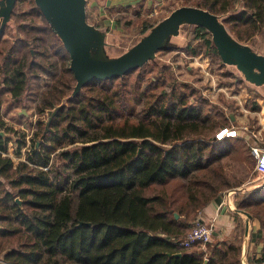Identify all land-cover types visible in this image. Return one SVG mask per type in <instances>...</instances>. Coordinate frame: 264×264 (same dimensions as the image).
Masks as SVG:
<instances>
[{
    "label": "trees",
    "instance_id": "1",
    "mask_svg": "<svg viewBox=\"0 0 264 264\" xmlns=\"http://www.w3.org/2000/svg\"><path fill=\"white\" fill-rule=\"evenodd\" d=\"M31 1L34 14L44 19ZM242 1L247 11L231 13L236 0L195 5L231 13L224 22L244 41L264 22V0ZM48 30L61 46L54 54L61 48L69 54ZM193 35L217 52L204 27L194 26ZM5 45L1 37L4 90L18 97L28 85L25 64L31 53L21 44ZM151 62L161 66L150 60L121 77L90 81L73 97L75 84L67 91L58 84L44 90L38 110L47 117L37 120L25 160L15 163L7 154L6 134L16 129L7 126L5 135L0 133V264H240L241 246L215 241L214 235L205 250L180 242L204 207L252 174L250 131L204 138L210 117L201 104L189 102L188 93L167 91L164 83L157 90L141 88L143 68ZM67 72L76 82L69 67ZM251 109L260 111L262 105L255 100ZM5 126L0 100V131ZM52 154L56 159L49 165ZM240 193L237 209L260 222L257 241L263 247L257 260H264V184Z\"/></svg>",
    "mask_w": 264,
    "mask_h": 264
},
{
    "label": "rangeland",
    "instance_id": "2",
    "mask_svg": "<svg viewBox=\"0 0 264 264\" xmlns=\"http://www.w3.org/2000/svg\"><path fill=\"white\" fill-rule=\"evenodd\" d=\"M107 1L87 0V19L108 33L109 46L106 51L109 55H115L137 42L144 27L167 16L178 6L195 5L197 0H110L109 4ZM246 9L242 0H236L231 13ZM33 10L31 0H17L13 12L16 27L7 26L2 36L5 46L21 44L24 53H31V59L25 64L28 85L18 97L4 90L5 82L0 71L1 109L6 121L1 131L7 126L16 129V132L6 134L9 137L7 154L12 156L15 163L26 158L28 147L35 142L37 120L47 117V112L40 113L38 110L41 93L55 84L66 91L75 84V81L70 82L67 72L69 54L62 48L59 54H54L55 47L61 46L53 41L48 24ZM257 26L256 33L244 42L264 53V22L257 23ZM170 39L175 47L157 53V63L161 66L156 67L151 62L143 68L142 89L156 87L157 90L164 83L167 91L175 87L188 93L189 102L196 106L201 104L203 115L210 117L206 124L210 128L204 133L207 135H203L204 138L215 135L224 123L238 128V136H242L243 126L250 127L257 125V120L263 121L264 85L257 86L243 79L235 67L222 62L218 52L210 49L204 38L194 39V35L190 36L187 27L179 37L172 36ZM36 53L40 55L35 56ZM255 100L262 105V109L257 112L251 109ZM55 159L52 154L49 165ZM248 180L251 182L243 184L258 183L262 179L252 172Z\"/></svg>",
    "mask_w": 264,
    "mask_h": 264
},
{
    "label": "water",
    "instance_id": "3",
    "mask_svg": "<svg viewBox=\"0 0 264 264\" xmlns=\"http://www.w3.org/2000/svg\"><path fill=\"white\" fill-rule=\"evenodd\" d=\"M34 1L69 53L70 69L76 79L72 97L90 81L121 77L150 60L157 61V52L160 49L175 47L170 37H179L185 27L190 29L191 36L194 26H202L209 31L212 43L225 65L235 67L249 83L264 85V53L256 50L250 43L239 40L231 32L224 22L231 13L218 14L197 5L178 6L142 33L138 41L127 50L109 55L106 51L109 46L108 33L88 21L87 0ZM16 2L17 0H0V38L7 26H14L12 15ZM0 133L5 135L4 131ZM263 184L264 180H261L258 183L230 188L226 191V200L234 193L251 191ZM16 200L22 203L20 198ZM236 210L252 217L247 211ZM175 216L179 217V214L175 212ZM82 223L84 222L81 221L79 225Z\"/></svg>",
    "mask_w": 264,
    "mask_h": 264
},
{
    "label": "crops",
    "instance_id": "4",
    "mask_svg": "<svg viewBox=\"0 0 264 264\" xmlns=\"http://www.w3.org/2000/svg\"><path fill=\"white\" fill-rule=\"evenodd\" d=\"M255 122L257 125H251L248 127L249 130L246 131L261 129L264 134V122L260 120ZM248 181L250 180L244 183ZM236 195L237 193H234L229 196V201L234 207L233 209H230L223 203L225 195L222 194L220 200H213L204 207L200 211V215L205 222L214 223L213 235L215 241H225L233 243L237 247L241 246L240 264H253L261 256V249L263 247V242L257 241L260 222L252 214V217L249 218L245 213L236 210ZM201 247L205 250V247ZM207 261L205 260L206 263ZM235 264H239V262L237 261Z\"/></svg>",
    "mask_w": 264,
    "mask_h": 264
},
{
    "label": "built area",
    "instance_id": "5",
    "mask_svg": "<svg viewBox=\"0 0 264 264\" xmlns=\"http://www.w3.org/2000/svg\"><path fill=\"white\" fill-rule=\"evenodd\" d=\"M242 129L244 131L249 130V128L246 126H243ZM238 132L239 129L236 127L223 126L218 129L215 134V137L217 140H221L225 137H236L238 136ZM250 134L251 138H247V140L251 147V153L255 158L253 172L258 178L264 180V145H262V143H264V134L261 129H258L256 131L251 130ZM252 139H254L255 141H251ZM226 191L224 192L225 201H223V203L226 204L230 209H232L233 206L231 205L229 198L228 201L226 200ZM200 213L201 212H199L197 217L193 220L192 227L189 229L184 239L180 242L183 247L190 248L195 244H200L205 247L207 243L212 241L214 223L205 222V220H203V218L201 217ZM205 259L208 260L207 254L205 256ZM253 264H264V260H256V262Z\"/></svg>",
    "mask_w": 264,
    "mask_h": 264
},
{
    "label": "flooded vegetation",
    "instance_id": "6",
    "mask_svg": "<svg viewBox=\"0 0 264 264\" xmlns=\"http://www.w3.org/2000/svg\"><path fill=\"white\" fill-rule=\"evenodd\" d=\"M44 19H45V18H44ZM45 20H46V19H45ZM46 23L48 24V22H47V21H46ZM48 26H49V24H48ZM13 27L15 28V27H16V25H14ZM49 27H50V26H49ZM3 35H4V34H3ZM69 67H70V66H69ZM21 111H22V110H21Z\"/></svg>",
    "mask_w": 264,
    "mask_h": 264
}]
</instances>
